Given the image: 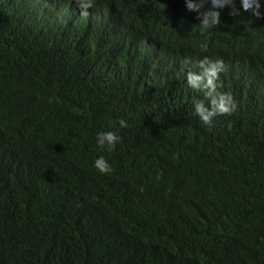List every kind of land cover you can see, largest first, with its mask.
<instances>
[{"label": "trees", "instance_id": "trees-1", "mask_svg": "<svg viewBox=\"0 0 264 264\" xmlns=\"http://www.w3.org/2000/svg\"><path fill=\"white\" fill-rule=\"evenodd\" d=\"M93 4L0 0V264H264V18ZM205 57L236 103L210 127L186 81Z\"/></svg>", "mask_w": 264, "mask_h": 264}, {"label": "clouds", "instance_id": "clouds-1", "mask_svg": "<svg viewBox=\"0 0 264 264\" xmlns=\"http://www.w3.org/2000/svg\"><path fill=\"white\" fill-rule=\"evenodd\" d=\"M211 4V9H205V4ZM242 9L250 11L257 19L264 18L261 13V4L259 0H240ZM78 7L81 9L82 15H87V9L94 6L93 0H77ZM185 5L188 11H195L198 13L197 20L199 21V28L201 33L215 28L221 23L220 13L215 9H223L225 6L231 7L233 10L230 15H239V11L235 9L234 0H185ZM203 51L207 50L206 44H201ZM189 61L186 59L185 64ZM201 69L199 73L188 71L186 81L188 86L196 91L203 92L204 100H197L194 103L193 111L199 120L207 126H211L213 118L218 115H231L236 109V103L229 93H221L217 91V81L219 74L224 71V63L222 60H210L207 57L198 62ZM207 101V106L205 104ZM121 128L127 127V122L119 121ZM97 145L103 149L107 147L112 150L116 143L119 142L120 137L113 131L100 132L97 134ZM93 167L100 173L106 174L112 171L108 162L103 156L94 161Z\"/></svg>", "mask_w": 264, "mask_h": 264}]
</instances>
